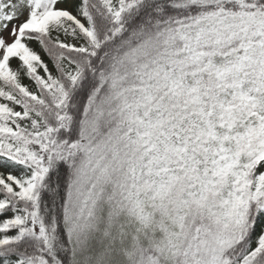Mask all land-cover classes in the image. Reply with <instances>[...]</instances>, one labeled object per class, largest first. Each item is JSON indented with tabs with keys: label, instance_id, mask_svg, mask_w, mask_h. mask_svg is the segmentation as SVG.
I'll list each match as a JSON object with an SVG mask.
<instances>
[{
	"label": "snow or ice",
	"instance_id": "snow-or-ice-1",
	"mask_svg": "<svg viewBox=\"0 0 264 264\" xmlns=\"http://www.w3.org/2000/svg\"><path fill=\"white\" fill-rule=\"evenodd\" d=\"M0 264H264V0H0Z\"/></svg>",
	"mask_w": 264,
	"mask_h": 264
}]
</instances>
